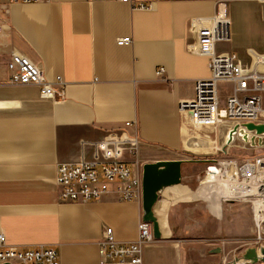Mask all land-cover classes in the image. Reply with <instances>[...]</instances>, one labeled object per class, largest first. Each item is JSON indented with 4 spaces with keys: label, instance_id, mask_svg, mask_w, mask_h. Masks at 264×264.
Returning a JSON list of instances; mask_svg holds the SVG:
<instances>
[{
    "label": "crops",
    "instance_id": "0c3cea01",
    "mask_svg": "<svg viewBox=\"0 0 264 264\" xmlns=\"http://www.w3.org/2000/svg\"><path fill=\"white\" fill-rule=\"evenodd\" d=\"M252 1L0 0V236L6 246L50 245L60 264H128L107 259L101 246L108 238L138 240L142 203L123 200L113 186L99 200L66 202L56 183L58 165L94 157L84 133L93 139L121 131L138 138L126 155L133 175L141 178L149 162L188 161L181 185L190 187L191 174L205 170L191 161L226 152L222 137L235 124L198 125L193 111L180 107L194 99L196 81L211 75L210 58L197 54L198 20L230 16L233 5ZM126 37L129 43L118 44ZM14 50L37 53L62 94L43 98L37 85L9 83ZM218 51L236 52L246 67L264 74L260 57L253 63L232 36ZM239 135L250 140L248 132ZM175 187L161 192L154 208L160 232L158 214L189 195ZM195 210L188 215L201 227L205 217Z\"/></svg>",
    "mask_w": 264,
    "mask_h": 264
},
{
    "label": "built area",
    "instance_id": "2783aa9c",
    "mask_svg": "<svg viewBox=\"0 0 264 264\" xmlns=\"http://www.w3.org/2000/svg\"><path fill=\"white\" fill-rule=\"evenodd\" d=\"M12 3H51L52 0H10ZM130 1L133 4V0ZM140 7H145L141 5ZM3 29L0 25V33ZM231 38V19L220 12L213 17L198 20L197 54L210 58L211 75L196 81L195 97L180 105L190 109L195 123L220 126L225 123L253 122L264 124V74L246 67L236 52H220L218 44ZM129 37L119 38L118 44L129 43ZM263 62V58H259ZM9 83L14 85H37L43 98H56L60 93L49 81L44 65L37 53L28 54L14 50L7 63ZM231 83V94L221 104L220 83ZM132 125L131 122L126 123ZM249 133V132H248ZM253 134L256 137L255 133ZM259 137H264L257 135ZM83 142L95 148L92 159L77 164L58 165V186L66 202H82L101 199L111 187L128 202L143 200L142 178L133 175L126 155L127 150L138 141L137 136L115 131L104 138L82 135ZM219 153V152H218ZM210 159L199 184L193 190V201H202L213 215L221 216L225 203L243 202L250 206L251 217L257 231V245H264V153L239 159L219 156ZM186 192V191H185ZM184 192V193H185ZM219 206V208L217 207ZM138 240L119 244L112 238L104 240L101 253L107 259L128 264H144L141 244L151 243L161 232L152 223L141 220ZM112 230H109V233ZM0 264H60L59 252L50 245L40 244L24 249L6 246V238L0 236Z\"/></svg>",
    "mask_w": 264,
    "mask_h": 264
},
{
    "label": "rangeland",
    "instance_id": "374dc122",
    "mask_svg": "<svg viewBox=\"0 0 264 264\" xmlns=\"http://www.w3.org/2000/svg\"><path fill=\"white\" fill-rule=\"evenodd\" d=\"M238 5H233L230 13L231 36L233 42L243 47L246 56L251 57V61L255 63L257 56L264 59V0H253ZM260 65L264 70V60L260 62ZM231 88L229 82L220 83L223 107L227 106L223 100L231 94ZM230 125L233 126V124ZM228 129L227 127V131ZM227 131L222 137V142L227 141ZM249 136L250 140H244L243 136L237 134L230 145L225 143L226 152L220 151L218 155L243 159L264 153V137H254L253 134ZM196 164L205 169L208 161ZM187 172L183 177L187 175ZM198 174L196 172L191 174L190 187H187V183L181 185L186 176L179 185H175L176 189L181 187L183 193L189 191V195L182 197L183 199H177L176 204L179 205L166 215L167 228L164 234L151 243L141 244L144 264H264L243 258L246 250L257 244V231L252 221L249 204L225 203L221 216L211 214L205 203L191 199L193 190L201 179ZM192 206L196 207L195 212L198 210L203 212L202 217H205V220L201 227L196 226V222H199L196 216L194 220H190L188 214ZM181 213H183V219H180Z\"/></svg>",
    "mask_w": 264,
    "mask_h": 264
},
{
    "label": "water",
    "instance_id": "95a60500",
    "mask_svg": "<svg viewBox=\"0 0 264 264\" xmlns=\"http://www.w3.org/2000/svg\"><path fill=\"white\" fill-rule=\"evenodd\" d=\"M247 132L264 136V124L236 122L229 131L226 144L230 145L237 134H244ZM183 163L182 160H164L149 162L143 165V220L152 223L155 232H157L160 227L157 221V216L154 212V208L159 199V194L166 188L179 185L182 182ZM244 256L252 262L264 261V245L261 247L260 252L255 247H250Z\"/></svg>",
    "mask_w": 264,
    "mask_h": 264
},
{
    "label": "bare ground",
    "instance_id": "6f19581e",
    "mask_svg": "<svg viewBox=\"0 0 264 264\" xmlns=\"http://www.w3.org/2000/svg\"><path fill=\"white\" fill-rule=\"evenodd\" d=\"M219 208V206H217ZM158 216L160 217V219L162 220L163 222V228H161V234L164 233L165 231V221H166V214L164 213H159Z\"/></svg>",
    "mask_w": 264,
    "mask_h": 264
},
{
    "label": "flooded vegetation",
    "instance_id": "af4514ba",
    "mask_svg": "<svg viewBox=\"0 0 264 264\" xmlns=\"http://www.w3.org/2000/svg\"><path fill=\"white\" fill-rule=\"evenodd\" d=\"M176 205H178V204H176ZM253 247H255L259 252H260V249H261V247L262 246H260V245H255V246H253ZM244 255V254H243ZM256 263V262H255ZM257 263H264V261H258Z\"/></svg>",
    "mask_w": 264,
    "mask_h": 264
},
{
    "label": "trees",
    "instance_id": "16d2710c",
    "mask_svg": "<svg viewBox=\"0 0 264 264\" xmlns=\"http://www.w3.org/2000/svg\"><path fill=\"white\" fill-rule=\"evenodd\" d=\"M191 162H200V163H202V162H204V161H191ZM206 162V161H205ZM185 163H190V162H184L183 164H185ZM204 173V172H203ZM203 175V174H202Z\"/></svg>",
    "mask_w": 264,
    "mask_h": 264
}]
</instances>
